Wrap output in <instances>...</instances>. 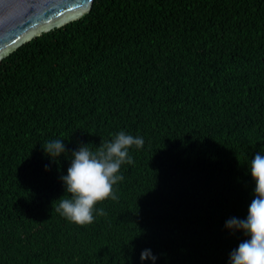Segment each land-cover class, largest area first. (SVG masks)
<instances>
[{
    "label": "trees",
    "instance_id": "16d2710c",
    "mask_svg": "<svg viewBox=\"0 0 264 264\" xmlns=\"http://www.w3.org/2000/svg\"><path fill=\"white\" fill-rule=\"evenodd\" d=\"M130 150L105 215L73 223L41 145ZM264 152V0H94L0 62V264H228L225 221L254 198ZM150 264V262H145Z\"/></svg>",
    "mask_w": 264,
    "mask_h": 264
},
{
    "label": "clouds",
    "instance_id": "9594fccd",
    "mask_svg": "<svg viewBox=\"0 0 264 264\" xmlns=\"http://www.w3.org/2000/svg\"><path fill=\"white\" fill-rule=\"evenodd\" d=\"M143 136L133 135L124 130L115 133L113 138L101 142L95 149L91 143L80 142L74 150H69L65 140L50 139L41 145L50 165L60 157H66L70 163L66 173L60 174L64 193L68 198L60 199L56 211L65 219L80 225L91 224L97 216L105 215L103 208H97L98 202L118 197L114 186L124 180L121 168L133 163L130 150L142 149ZM254 181L252 199L246 217H230L225 221V229L230 233H242L243 239L228 256V264H264V152H257L248 166ZM159 255L151 248L140 253L141 264H157Z\"/></svg>",
    "mask_w": 264,
    "mask_h": 264
},
{
    "label": "water",
    "instance_id": "95a60500",
    "mask_svg": "<svg viewBox=\"0 0 264 264\" xmlns=\"http://www.w3.org/2000/svg\"><path fill=\"white\" fill-rule=\"evenodd\" d=\"M94 0H0V62L32 38L88 13Z\"/></svg>",
    "mask_w": 264,
    "mask_h": 264
}]
</instances>
